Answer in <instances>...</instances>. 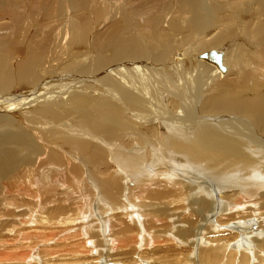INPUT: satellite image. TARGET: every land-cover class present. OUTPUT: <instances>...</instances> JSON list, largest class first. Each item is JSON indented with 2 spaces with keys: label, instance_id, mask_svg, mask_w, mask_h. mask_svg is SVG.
<instances>
[{
  "label": "bare ground",
  "instance_id": "obj_1",
  "mask_svg": "<svg viewBox=\"0 0 264 264\" xmlns=\"http://www.w3.org/2000/svg\"><path fill=\"white\" fill-rule=\"evenodd\" d=\"M80 1L0 0V37L16 25L28 38L45 16L59 26L50 44L0 42V190L24 178L16 191L35 202L0 194V264H264L250 220L264 229V0H172L174 14L140 0L153 19L130 8L139 0ZM120 14L128 35L111 23ZM106 23L104 54L46 72ZM211 51L221 66L201 57ZM40 120L48 176L19 158L16 130Z\"/></svg>",
  "mask_w": 264,
  "mask_h": 264
},
{
  "label": "rangeland",
  "instance_id": "obj_2",
  "mask_svg": "<svg viewBox=\"0 0 264 264\" xmlns=\"http://www.w3.org/2000/svg\"><path fill=\"white\" fill-rule=\"evenodd\" d=\"M79 1V3L81 2L80 0H78ZM125 1H131V0H125ZM133 1V0H132ZM170 1H172V0H164V4H168V6H170L171 8H170V10H171V12L170 13H173V12H175L176 13V11H177V8L180 6V5H178L177 4V2H175V4H172V3H170ZM138 2H140V0L138 1ZM173 2V1H172ZM75 3H77V2H75ZM141 3V2H140ZM140 3H138V5H133V4H131V6H130V8H135V10L134 11H138V14H143V13H145V12H148V14H151L150 16H151V19H153L154 17L156 18L157 16H159V13L160 12H155L156 10H154L153 11V9H154V6H155V3H151L150 4V2H146L145 4H143V3H141L142 5H140L139 6V4ZM148 3V4H147ZM78 4V3H77ZM83 3L81 2L80 3V5H82ZM147 4V5H146ZM172 7H173V9H172ZM93 5H89L88 6V9H87V11L86 10H82V12H84L83 14H81L80 12H78V13H80L77 17H76V19L77 20H81L82 18H91L92 16H93ZM173 11V12H172ZM253 10H251V11H249L248 10V12L247 13H245V14H247V15H245V17L244 18H246V16H249L246 20H245V22H248V21H250V20H252V17L254 16V15H251V14H254V12L253 13H251ZM251 13V14H248V13ZM157 13V15H155ZM162 14V13H161ZM174 14V13H173ZM45 15V14H44ZM144 15V14H143ZM120 17V18H119ZM41 18V17H40ZM45 19L44 20H42L41 22H39V23H36L34 26V28L32 29V30H30V35H29V37L27 38V36L25 35L24 37L22 36V35H19L20 36V38L18 37V34H20V33H15L16 31H17V29L15 28L16 27V25L15 26H13V29H11L12 30V32H11V34L13 35H11V34H9L10 33V29L9 30H7V34H6V32L4 33V34H6V36H4L3 37V35H2V37H0V42H3V44H6V43H8V42H18L19 40H27V44H28V46L30 45V43L32 42H37V41H45V42H47V41H49L48 43L50 44V42H54L55 40H56V33L58 32V30H56V28H59V26H58V24L55 22H53L52 20L53 19H48V17H44ZM115 17H113L112 19H111V23H112V21H113V23L112 24H115V22L116 23H120V24H122L121 26L123 27V30H124V33H125V35H128V33H129V29H131V27H130V25L128 24L127 25V27H126V24L127 23H125V22H127L126 21V18H122V14H120L119 16H118V18H115ZM58 19V18H57ZM57 19L55 18L54 20L55 21H57ZM118 19L119 20H121V21H123V23L122 22H120V21H118ZM59 20V19H58ZM115 21V22H114ZM118 21V22H117ZM257 21V20H256ZM51 22H53V23H51ZM64 21H62V23H63ZM0 24H4L3 22L2 23H0ZM112 24H108V23H106V24H103V25H101L100 27H96L97 29H92L93 31H92V33H91V38H90V41L88 42V47L87 48H83V49H80L79 50V48H77L76 47V49L75 50H72L74 53H73V55H71V54H68L69 52H71V50H68V49H70L69 48V46H67V45H64V50L62 51V53L59 55V59H58V61L57 62H53L52 60H54L55 59V57H56V54H53V55H51V56H48V58L46 59V61H45V64H44V67H45V70H46V72L48 73V74H51V75H54V74H61L62 72H64V71H62L61 69H58L60 66L62 67V68H73L72 70H73V72H80L82 69H83V67H84V65L85 66H87L90 62H91V59L93 58V56H95V54H104V49H105V47H109L108 46V43H107V41H106V39H107V37L106 36H104V34L106 35V32H108L109 31V27H110V25H112ZM120 24H119V26H120ZM130 24H131V22H130ZM2 26V25H1ZM145 27H148V25L147 24H145ZM128 29V31H125L126 29ZM141 28H144V26H143V23H142V25H141ZM8 29V28H7ZM116 29V28H115ZM57 31V32H56ZM14 32V33H13ZM38 32H40V33H38ZM94 32V33H93ZM137 33H138V29H137V31H136V35H137ZM12 36V38H9V36ZM16 35V36H15ZM124 35V36H125ZM8 36V37H7ZM101 36L103 37V38H101ZM47 37V38H46ZM106 37V38H105ZM3 38V39H2ZM22 38V39H21ZM13 39V40H12ZM43 39V40H42ZM53 39V40H52ZM33 40V41H32ZM102 40V41H101ZM106 42H105V41ZM5 41H6V43H5ZM105 42V44H107V45H105L104 44V42ZM127 41H128V39H127ZM126 41V42H127ZM102 42H103V44L105 45H103L102 44ZM75 45H78V44H75ZM80 45V44H79ZM78 45V46H79ZM100 46H101V48H100ZM102 46H104L103 48H102ZM74 46H72L71 47V49L73 48ZM100 49V50H99ZM101 51V52H100ZM161 51V49H159V50H156V51H154V52H160ZM82 54H85V56L84 57H82V58H80V57H78V56H80V55H82ZM88 57H90L89 59H86V58H88ZM108 57H112V55H111V53H108ZM9 58H12L11 56H9ZM13 60H14V58H12V65L13 66H16L18 63H17V61H14L13 62ZM84 63V64H83ZM77 91H80V92H83L84 90L82 89H76ZM63 98V97H62ZM54 100H61V97L59 96V98L57 99H55L54 98ZM60 110H61V108H59ZM59 109H57V111H59ZM46 119H47V117H46ZM38 122V123H37ZM37 122H35V123H33V124H28L29 125V127H28V125H27V127H26V129L24 128V131L23 132H21L20 130H16V131H18V132H20L19 134H21V137H24V135H25V141L24 142H19V143H17L18 145H19V148L20 149H22V151L21 150H19V148H18V150L21 152H19V158H21V157H23L24 159H23V161H25L26 159V162L28 161V164L31 162V163H35V162H38L40 159H41V154L43 153V151H41V149H40V146L42 145V144H44V140H45V138L47 137L46 135H45V133L46 132H42L43 131V129H42V127H44L43 125H45V123H43L41 120L40 121H37ZM42 122V123H41ZM31 125V126H30ZM34 125V126H33ZM39 127V128H38ZM32 128L33 129H36V130H33L32 132H31V130H32ZM27 130V131H26ZM30 130V131H29ZM35 131H36V133H35ZM47 131V130H46ZM17 132V133H18ZM31 134V135H30ZM37 135H38V137H37ZM40 135H42V136H40ZM30 136H32L31 138H30ZM35 136V137H34ZM50 136H52V133L50 134ZM50 136H49V138H50ZM28 137V138H27ZM27 138V139H26ZM38 139V141L36 140V139ZM39 138H41V139H39ZM30 139H31V141H30ZM34 142H33V141ZM42 141V142H41ZM32 142V143H31ZM38 142H40V143H42V144H38ZM38 144V145H37ZM31 145H34V147L33 146H31ZM37 145V146H36ZM13 146H15V145H13ZM17 146V145H16ZM26 146V147H25ZM29 147V148H28ZM37 147V148H36ZM25 150H24V149ZM34 148V149H33ZM39 148V149H38ZM29 149H31V150H29ZM38 149V150H37ZM35 150H37V152L39 151L40 153H37ZM27 152V154H25ZM31 152V153H30ZM34 152H36V153H34ZM32 153H33V156H35V157H33L32 156ZM48 153V152H47ZM21 154V155H20ZM30 155V156H29ZM48 155H49V153H48ZM51 155V154H50ZM48 156V158H47V156H45V157H43V159H41L39 162V166H45V163L44 162H46V167H44L43 169H42V167L40 168V170H39V173L42 175V176H48V174L49 173H45V172H47L48 171V169L50 168V167H52V161L53 160H55V161H57L56 159H54L55 157L54 156ZM55 155V154H54ZM21 156V157H20ZM29 156V157H28ZM51 157V158H50ZM31 158V159H30ZM45 158V159H44ZM28 159H30V160H28ZM53 159V160H52ZM37 160V161H36ZM47 160V161H46ZM44 161V162H43ZM49 164V165H48ZM54 165V164H53ZM20 166H22V165H20ZM19 166V167H20ZM19 167H18V171L15 173V174H17V176L18 177H20V176H22V170L23 169H19ZM48 167V168H47ZM61 167V166H60ZM47 168V169H46ZM47 170V171H46ZM45 171V172H44ZM12 176H14V177H12ZM16 175H11V177L12 178H16L15 177ZM49 176H51V175H49ZM15 180H17V179H15ZM24 181H25V179L23 178V179H21V182H20V184L18 185V180L16 181L17 182V184H15V186H14V188L13 187H10L11 188V192H12V194H11V196H9V197H7V195H4V188L2 189V190H0V194H2L3 196H6L7 197V200L10 198V197H12V198H15V200H17V202L15 201V203H20V208H22L23 210H25V208H23L25 205H26V203L27 204H31L32 206H29L30 208V210H32V209H34L35 208V202H34V200H33V198H31L30 196H29V194H28V196H26L25 195V193L24 192H27V191H24V189H26V188H23V190L21 191V190H19L20 191V193H21V195L23 196V198H21V195L17 192L18 191V189H19V186H24L25 187V185H23V183H24ZM99 181H102V178H100V180ZM17 185H18V189H17ZM32 188V189H31ZM30 189L29 188H27L28 189V192H30V193H32V194H35L36 192L41 196V198H42V200H44L45 199V197H44V195L46 194V192H43L42 190H40V187H38V185H33L32 187H31ZM17 190V191H16ZM45 190V189H44ZM56 189H54V191H55ZM16 193H15V192ZM48 193H49V191L48 190H46ZM35 192V193H34ZM61 192V191H60ZM78 195V191H77V193L75 194V196H77ZM18 197V198H17ZM0 198H2V196L0 197ZM21 200V201H20ZM26 203H25V202ZM24 203V204H23ZM29 209H28V211H29ZM88 210V209H87ZM89 212H90V210H89ZM1 213H3V211L2 210H0V214ZM10 213V212H9ZM91 213V212H90ZM186 214H189V210H187L186 211ZM5 216H7V215H5ZM8 218H10V219H13V218H11V217H8ZM256 220H255V219ZM254 218H252V219H250V220H253L254 221V225H258V226H256V228H260V229H262V230H260L259 231V233H264V229L262 228V227H260V222L261 221H259V220H257V218H256V216L254 217ZM15 219V218H14ZM19 220V219H18ZM247 220V219H246ZM243 222H245V220H243ZM159 225V224H158ZM253 225V226H254ZM224 228V227H223ZM222 228V231H227V229H228V231H231V228H228L227 227V229H223ZM254 228H255V226H254ZM72 231H74L73 229L70 231V232H72ZM264 238V237H263ZM114 253V252H113ZM105 258V257H104ZM111 264H116V263H113V262H110ZM118 264V263H117Z\"/></svg>",
  "mask_w": 264,
  "mask_h": 264
},
{
  "label": "water",
  "instance_id": "obj_3",
  "mask_svg": "<svg viewBox=\"0 0 264 264\" xmlns=\"http://www.w3.org/2000/svg\"><path fill=\"white\" fill-rule=\"evenodd\" d=\"M203 59H208V60H212L215 63L219 64L221 66V55L216 53L215 51H211L209 53H205L201 56ZM223 70H225L224 68H222Z\"/></svg>",
  "mask_w": 264,
  "mask_h": 264
}]
</instances>
